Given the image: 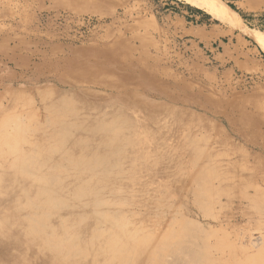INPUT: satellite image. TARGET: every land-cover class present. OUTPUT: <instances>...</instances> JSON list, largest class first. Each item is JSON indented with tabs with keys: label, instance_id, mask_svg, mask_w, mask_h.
<instances>
[{
	"label": "rangeland",
	"instance_id": "1",
	"mask_svg": "<svg viewBox=\"0 0 264 264\" xmlns=\"http://www.w3.org/2000/svg\"><path fill=\"white\" fill-rule=\"evenodd\" d=\"M212 1L231 11L226 21L186 0H0V138L20 125L40 137L60 116L72 120L67 149L84 137L97 153L118 151L108 164L112 189L123 190L112 207L120 221L73 225L74 251L62 261L26 232V213L13 204L31 183L15 179L0 194V264H120L138 242L145 258L140 248L132 262H171L175 232L188 223L196 237L233 245L264 236V49L253 37L264 38V0ZM99 119L122 124L123 134L84 135ZM77 149L87 156L88 145ZM4 150L0 143L7 164ZM62 152L42 153L50 159L42 171L59 173ZM74 215L51 216V229Z\"/></svg>",
	"mask_w": 264,
	"mask_h": 264
},
{
	"label": "bare ground",
	"instance_id": "2",
	"mask_svg": "<svg viewBox=\"0 0 264 264\" xmlns=\"http://www.w3.org/2000/svg\"><path fill=\"white\" fill-rule=\"evenodd\" d=\"M186 1H188L193 5H196L199 8H207L209 10H212L220 19H222V21H226L228 19L226 14H224L225 12L231 14V11L225 7L222 8L224 12L217 9L215 2H213L212 0H186ZM253 37L255 41L264 49V38L262 36H253ZM67 113L69 112L67 111ZM226 119L229 120V117H227ZM72 123H73L72 120L70 122L69 121L67 122L64 121V119L60 116V119L55 120L54 124L49 128V130L42 132L40 137L37 135V130L35 131V134L29 135L32 131L29 132L28 128H25L24 126L20 125L18 126V128L15 130L14 133L12 132L5 133L4 138L2 139L0 138L1 148L4 147L5 149L4 151L6 156L4 157L7 159L10 158L9 159L10 162L7 164L0 160V166H6V165L8 166V169L0 171V194H3L5 189L6 191L8 189H10V191H14L15 188L13 184L14 181L16 182L15 179L17 180L19 179L18 180L19 183L20 182H22L23 184L24 182L31 183V187L23 188L22 186V188L19 190L18 193L19 196L16 198L13 204V208L14 210L23 211L24 213H26V216L23 217L24 223L26 224L27 227L26 232L29 235L39 236L40 246L43 248V250L56 253L62 259V261L65 260L70 255V253L74 251L73 249L75 247V244L71 243L69 238L67 237L68 234H73L72 232H70L73 225L79 222H86L88 216L91 217L95 216L96 219L100 221V223L101 222L105 223L104 220L106 219V223H108V225H111V227L115 226L114 225L115 222L120 221L118 220V218L120 219V214H119L120 211H118L119 209L113 210L112 207L115 204L114 198H117L116 196H119L116 194H118L122 189L116 188L115 187L116 184L114 185L115 188L112 189L111 186H113L112 183L114 182L115 179V170H114L115 168L112 167L113 165L110 166L108 164V158L109 160L114 159L117 156L116 153L118 151L116 153L114 152L116 156L112 154L115 156L113 158H111L112 155L107 156V154L103 155L97 153L99 151H94L93 148H91V143H89V141H87L86 138L84 137L80 139L82 141H79L78 139V141H75V143L69 149H67L66 141L68 138L73 136L74 131L72 132V130L75 128V127L73 128L74 123L73 124ZM92 127L85 128L88 131L84 132L83 134L91 135V132H93L94 130L96 132L109 131V133L111 132L112 134H116L118 132L119 135V133H122L121 129L123 128L122 124L119 123L116 124L115 122L104 123V120L101 119L97 120L94 126ZM42 140H44V142L45 140L46 142L48 140L47 144L51 141L52 142L51 144L48 145L45 143V146L42 147V145L40 144ZM103 142L106 146H111L116 141L114 138L111 137V138H105ZM35 145H37V149L33 147ZM86 145H88L87 156L79 153L78 152L79 149H77V147H82L83 149L85 148ZM25 146L27 148H25ZM28 147H31L30 150H28ZM62 150L66 151V153L62 152V154L65 155L64 157L66 158L64 159L67 160L65 164L59 165L60 169L62 168V170L61 171L59 170V173H56V171L48 172L47 170L51 168L50 166L46 170V172L42 171V169L49 164V163L47 164V162H49L50 159L49 161L47 159V162L45 163L44 160H46V158L43 159L41 154L50 151L49 154L53 157L54 155L52 154H54V152L62 151ZM107 153L110 154L111 152H107ZM2 155L0 153V157ZM59 157L60 156H58L57 158ZM61 158L62 157H60L59 159ZM58 162L56 163L58 164ZM116 162H114V166ZM45 164L46 166H44ZM42 166L43 168H41ZM53 168L55 169L56 167ZM80 173L87 176L82 177L83 175H79ZM70 176H74V177L78 176L81 179L80 181L78 180L74 181L75 179L69 180V178H71ZM64 209H74L77 215H74L66 220H63L58 229L56 230L55 228L51 229L50 226L51 216H54L55 214H57L58 212ZM158 210L160 213L161 210L160 209ZM108 211L113 212L112 216L106 215V213H109ZM261 211L262 213L264 212L263 210ZM129 219L128 221H132V218L130 220ZM3 223H4V219L0 215V230L1 227H3ZM125 226L127 227V224ZM99 228H101V226ZM123 228L125 229V227ZM171 231H173V229ZM196 231L197 230L193 227L192 224L190 223L185 224V226L182 227L180 231L177 230L175 232V234H180V235L182 234V235L179 236V239L175 243L174 248L169 250L170 249L169 247L168 249V251L169 252L171 251L170 253H172L174 256L173 261L168 262L167 261L168 259L166 261L161 260L162 257L161 256L159 257L158 255V257L154 256L152 258L153 260L155 259L153 263L155 264H251L252 262V264H264V250H262L263 249L262 246L264 244V236H262V234H244L242 236L237 237V242L233 245L229 243L227 238H220L219 236H216L218 234H215L214 236L208 234L203 237L200 236V238L196 237L193 235V234H198V232ZM120 232H121V228L119 227L118 233ZM55 234H63L64 237H66L67 239V244L64 245L63 241H61V238H58V235ZM94 234H104V233L101 231H97ZM121 235L123 234L121 233ZM131 239L129 241H131ZM133 240L135 239L133 238L132 242ZM142 243L144 242H138L137 246L135 245L136 247L129 244L132 247L130 248V250L127 251H130L129 252L130 254L131 251L132 253L137 252V254L135 253L136 254L135 257H137V255L138 256L140 255L139 252L140 250L142 251L143 254L142 248L144 247L141 246L143 245ZM148 243L150 245V242ZM152 245H156V243ZM138 249L140 250L137 251ZM147 250L150 251V249ZM157 250L159 251L160 249ZM127 251H125L126 254ZM158 251L155 252L160 253V251L159 252ZM161 254L162 252L160 253V255ZM142 256H144V254ZM134 258L133 255L131 254V258L126 260L121 259L120 264H136L138 261H141L142 259L141 258L136 263H134V261L137 260V258L135 259ZM131 259H133L134 261L132 262ZM148 261H149V257L148 259L142 260L141 263L140 262L138 263L147 264Z\"/></svg>",
	"mask_w": 264,
	"mask_h": 264
}]
</instances>
